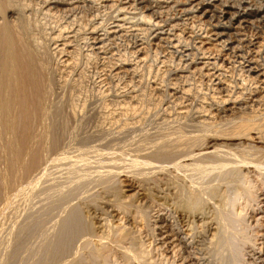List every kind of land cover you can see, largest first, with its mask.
I'll return each instance as SVG.
<instances>
[{"label":"bare ground","instance_id":"bare-ground-1","mask_svg":"<svg viewBox=\"0 0 264 264\" xmlns=\"http://www.w3.org/2000/svg\"><path fill=\"white\" fill-rule=\"evenodd\" d=\"M76 1L77 0H43L41 1L43 2L42 6L44 5L48 8L44 9L42 12L45 13L44 15H53L56 12L54 8H59V6H61L62 8L59 9V11H63H61V14L68 15V18H70L75 14V6L73 5ZM102 1L109 3L112 0ZM155 1L156 0H153V2ZM139 2L142 1L139 0ZM173 2L177 4L181 2L178 4L180 10L185 13L184 15L188 14L191 18L197 20L196 23L198 27H200V31L194 32L190 29L192 30L191 34L189 32L190 36L185 37L184 41H182L183 37H180L181 41H178L180 39L176 35L175 36L178 38L177 41H167V37H162L161 34L163 33L160 31L154 34L152 32L153 35L150 33L156 30H152L154 27H158L156 22L157 19L154 20L150 13H141V11L138 17L140 22L138 21L139 24H137L138 27L135 28V31L137 30L141 33L142 38L141 35L140 37L137 36L139 37L138 39L141 38V42L135 44L136 49L134 48L132 52V56L133 54L135 56V62L133 64L125 62L127 56L123 53L118 56L120 57L119 62L111 66L113 74L118 76L119 74H127L134 68L140 67L139 63L142 61H144L143 64H145V62H147L145 61L147 57L144 60L143 53L145 46L143 43L154 39L159 40L155 42V48L157 47V49H160L158 48L161 47L160 44L165 42L170 45L165 47L169 50L167 52H174L173 55L178 52L179 61L175 63L179 64V66L168 68V72L165 69L173 80V88L170 87L168 94L172 97L177 96L172 99H174L173 101H178V103L172 101L174 105L170 103L168 105L171 106L168 107L166 105L167 107L165 106L162 109L163 101L160 100L161 102L158 101V103H156L153 109H156L157 115L163 111V113L169 115L170 119H163V121L158 124L160 128L164 129L163 131L167 130L164 132L165 134H162L163 131L161 132L157 127L159 135L157 134L158 136L154 138V141L147 140L149 136L145 137L146 141L142 139L144 142L149 141V143L145 144L151 146L145 145V147L143 145L138 146L140 144L135 143V138L126 139L124 137L120 138L121 136L115 137L116 132L113 131L115 128H105L103 124L110 123V127L116 124L119 130L117 134L127 132L129 130L128 128L131 127L129 125V127L126 128V125H128L127 121L130 119L129 116H135V114H137L135 117L139 118L141 114L144 115V102L146 101L144 95L146 96L148 92L146 94L142 92L139 95L130 96V100L136 98V105L131 104L135 102L133 100V102H123L121 103L122 105L120 103L119 105L115 103L117 105L116 108L112 105V107L102 105L104 110L103 108L101 109L102 111L98 110V117L96 116L94 125V128L97 129V132H99L102 137L100 136V138L98 133L97 135L94 132H92V134L88 132V134H84L82 137L79 136V138L81 137L80 139L77 138L75 133L77 134V129L82 127L87 117L81 116L80 113L82 110L80 108L78 109L81 111L79 110L80 113H78L77 106H80L74 104V99H72L71 94H69V101L66 99L67 95L66 97L64 96L67 102H64V100L59 101V99L54 101L59 97H54L53 100H51L55 91L51 83V78L55 70L52 72V69L49 68V56L57 52L64 57L60 59V62L69 64L68 60L72 58L73 53H78L79 57V50L78 52L75 51L77 47L74 48L75 46H71L73 44H70V36H65V31L62 29L57 30L59 32L56 34L54 33L52 36L51 34H47L48 40L46 37L43 38L42 32H37L40 25L38 26L35 24L38 28H33V30H37L36 32L39 34L35 35V32H32L31 28L35 23L34 21L32 25L33 21L30 19L33 10H35L31 5L33 0L32 2L28 0H0V190H6L8 187L9 190L11 189L10 193L7 191L9 197L4 193L5 198H3V206L0 208V264H93L96 261L95 258H99L97 261H100L101 258H103V256L101 258L99 257L103 254V248L99 246L95 248L92 243L94 240L93 238L97 235L94 233V225L91 219L85 214L82 207L83 204H97V198L99 196L97 195L98 193H95L96 189L94 185L96 184L95 187L99 185V188L101 190L103 189L102 191L104 193L111 196V198L107 200L104 199L103 204L112 208L113 212L117 208L121 213L123 211L124 213H129L131 208L134 207L137 214L135 215L136 212H134L133 215L136 217L139 214L138 216L144 221V219L147 220L146 216H148V214L142 212L144 209H142L143 206H141L142 202L141 204L139 203L141 199H139V196L140 194H145L142 197L144 198L147 194L145 188L140 184H144L145 180L148 181V179H151L155 172L157 183L165 185L167 189V192L165 191L166 193L164 192L161 197L164 205H168V201H171L172 203L169 205L170 207L172 206L171 208H173V211H177L178 207L181 206L184 212H191V214L193 211L205 215L207 213L210 216L209 218L214 221L211 222L215 225V227L213 226L215 232L213 231L214 234L212 232L209 233L213 234L215 238L210 234L211 237L209 236V239L213 238V240H210L212 241L210 244L213 245L212 250L216 253H214L215 255H213V257H216L218 263L220 262L219 264L243 263L239 262L240 260L243 261V255L241 256V250L239 249L242 248L240 244L241 240L244 246L248 243V245L252 244V247L247 245L248 248L252 249L253 245H255V239L258 235L260 236V233L257 232L259 234H257L256 238H254L256 235H253L254 240L251 239L252 237L245 235V230L248 229L250 230H248V233L251 235L250 232H252L254 226L250 229L249 224V227L246 229L248 225V221L246 222L247 217H245L244 213V216H242L240 213L241 210L240 212H238L237 209L235 210L234 202H230L234 197V193H230V190L229 193H227L225 189L220 191L219 186L227 179H233L232 181H236V184L237 182L241 184V182L248 177V172L246 171L247 169L250 170V168L254 169L256 172L258 171L257 173L263 176L261 181L264 180V0H174ZM132 3L135 5L133 0ZM120 4H124L123 7H119L120 11L127 9L128 6L125 7V1L119 0V5ZM49 5H54V7L52 6L53 9ZM13 14L17 15L15 20H11ZM76 17L77 16L74 18ZM122 19V17L118 19L117 23L108 27L107 31L104 30L105 35L114 37L112 40H107V37L106 41H104V38L94 37V34H96L94 29L96 27L93 29V27L90 26L91 24L87 23L90 24V27L85 30L86 32L84 34H87L88 38L93 40L89 41L92 43V52L94 50L95 52H97V50L102 52L103 49H106L108 42H113L116 38H121L123 36L125 28L119 23ZM130 28L134 27L130 26ZM76 33L72 38L75 37ZM40 34L42 37L39 36ZM163 38L167 40L161 41ZM45 39L47 40L46 42ZM57 40H62V42L56 45L54 42ZM52 43L53 45L55 44V46H53L54 48L51 46ZM110 46L111 45H109V47ZM52 49L55 50V52L51 53ZM147 49L150 51L148 45ZM127 52L128 51H126V53ZM89 54L91 53H88V55ZM161 62L163 61L161 60ZM64 67L69 66L67 65ZM234 69L240 71V74L236 72L238 76L240 75V85H238L237 80H230V78H227V74H231V71L234 72ZM166 72L165 74H167ZM237 75L236 77L238 79L239 77ZM194 76L202 80H207V82L209 81L211 84L209 83L210 87H208L210 88L209 97H206L209 101L204 99L206 104L203 106L202 104L199 105L201 110L196 112V114L198 113L197 117L195 115V118L192 119L193 116L190 118L191 124H193L192 127L194 126V130L190 132H196V134L193 133V135H189L184 129L185 127L189 128L191 125L190 122L188 121V126H185V121L184 123L182 122L183 124H177V122L179 123V121H181L180 119H186V117H189L192 113V107L190 106L193 105L189 98L192 89L188 87L189 85L186 86L187 82L185 84L180 83L185 82L189 78H195ZM177 88L180 89L178 90ZM178 93L179 95H177ZM184 102L187 104L179 106ZM189 103H191V105ZM78 115H80L78 121H74L76 117L78 118ZM170 115L171 117L173 116V118H171ZM73 117V121L75 122L74 127H72V131L68 133L70 128L68 127L70 124L69 121H71ZM92 119L94 120V118ZM175 123L177 126L173 127L172 125H175ZM124 128H126L127 131ZM171 129L176 132L174 131V133ZM169 130H171V132H169ZM68 135L71 137L70 141L75 145L74 152L63 149V147H66L63 143H65L64 141L67 139ZM110 135H112V137H110ZM97 136L100 140L103 138V140H101L103 143H101V141L98 142L99 144L94 142L95 145L92 146L91 142H93ZM76 138L78 140L73 142ZM152 138L153 137L150 139ZM70 141L68 143L72 144ZM97 141L99 140L96 139V142ZM139 141L141 142V140ZM133 144L139 147H134L135 149L129 148L131 150L134 149L135 152L141 151L142 149H140V147H145L148 151L141 157H135L129 160L125 159L126 161H123L125 157L123 158L122 156L126 154L123 153V150L124 152L127 151H125L124 148L126 146H132ZM145 148L143 149L145 150ZM105 150L107 152L110 151V154H107ZM117 150L119 151L118 153L116 152ZM90 156L93 158L95 166H92L93 162L92 165H90ZM120 159L122 161L121 163L115 161ZM39 167L41 169L38 171ZM116 168L118 171H116ZM53 169H60V171H58L59 173L56 171L59 175L57 174V176H55L56 172L52 171ZM61 170H63L64 173ZM60 172H62L61 175ZM180 172L184 173H182L183 176L186 175V177H189L188 179H191V181H189L192 182V184L195 182V184L198 183L200 186L198 185V187H195L196 184L192 187L189 182L190 187H192L190 188L187 182V187H185V183L182 184L180 182ZM150 173L153 174L151 175ZM120 176H123L124 179L120 180ZM149 176L152 177L149 178ZM24 179H29V181L25 180L26 182L24 181L25 185L23 184V186L22 182ZM122 181L126 183L122 184ZM232 181H230L231 183L228 182L229 186L232 185ZM211 182H213V184ZM204 183H206L205 186ZM90 185H93L91 188L95 192L91 189L88 190ZM6 186L7 188H5ZM171 186L174 191H171ZM239 187H241V185ZM141 190L143 193H140ZM241 190L244 191L245 189ZM88 191L92 192L89 193ZM129 192L131 193L129 194ZM244 193V196L247 195L248 199H251L254 196L253 194H256L250 190H245ZM81 196H83V198ZM257 196L258 194L253 198L256 200ZM174 197L178 198V200L177 198L175 199V202L172 200ZM16 198L22 199V201L19 199L21 204L24 201V205L22 204L23 207H20L19 203L17 204L19 200ZM77 198H81V201L71 204L74 200L77 201ZM125 198H128V200ZM34 199L36 203H34ZM250 204L255 206L256 202L255 204L252 202ZM258 204H260V202ZM261 205L262 204L259 206ZM204 207H206L208 211ZM260 208L262 210V207ZM257 209H259L258 206ZM109 210L107 212H109ZM140 211L142 213H140ZM107 212L106 214H108ZM115 213L117 214L118 212ZM7 214H10L8 218H6L8 216ZM22 214H24L23 220L20 218ZM5 215L7 216L5 217ZM247 215L248 214H246V216ZM260 216L257 218L260 219ZM148 218V220H150L149 216ZM253 219H256V217ZM259 219L257 220L259 223L256 221L254 224H251H260L261 221H259ZM110 229L112 230L111 227ZM161 231L162 229H160V232ZM164 231H162V233ZM240 232H244V234ZM26 235L29 236V240L27 237L25 243L23 242V238ZM126 235H124V237ZM242 235L245 236L240 239ZM101 236H97L100 241ZM102 239L103 242L106 241L104 237H102ZM121 239V237L113 238V240L110 241L112 244L115 243L116 247H123ZM232 239H236V241ZM237 239L240 240V242H237ZM226 240L228 241L225 243ZM230 240L232 244H228ZM111 242L110 245L112 246ZM233 242H235V244L238 243V245L240 244L239 247L236 245L237 247L228 250L227 248L234 246ZM259 242L260 241H258V243ZM258 243L256 245H258ZM133 247L135 248L134 243ZM140 247L136 249L124 247L125 249L123 248V252L128 253L132 260L142 262V264H148L146 261V251L144 252ZM222 248L225 249L224 252L226 250L230 252L227 251V253L224 254ZM254 249L257 250L255 247ZM254 249H252V251ZM212 250L211 252H213ZM255 250L253 252H255ZM258 250L260 251L259 247ZM85 253L88 256L87 260L83 257ZM239 254L240 260L237 258ZM17 256L20 257L17 258ZM92 258L95 260L92 261L93 263L90 262ZM254 258L255 257H253V259ZM103 261L105 260L103 259Z\"/></svg>","mask_w":264,"mask_h":264},{"label":"rangeland","instance_id":"rangeland-1","mask_svg":"<svg viewBox=\"0 0 264 264\" xmlns=\"http://www.w3.org/2000/svg\"><path fill=\"white\" fill-rule=\"evenodd\" d=\"M28 1L32 2V0H28ZM41 1H43V0H33V3L31 4L33 6L32 8L36 10V11L33 10V14H32V16H30V19H32V21H33V22L31 21L32 25H33V23L35 21L34 25L31 28L32 32L34 31L35 33L34 32L33 33L35 35L39 34L40 32H42L43 33L42 34L43 38L44 37L47 38V34H51V36H52V35H54V33L56 34L57 32H59L57 30L62 29V30L65 31L64 32L65 36H70V39H69L71 41L70 44H73L71 46L72 47L75 46L74 48L77 47L75 49V51L78 52V50H79V57H78V53H75V54L73 53L72 58L71 59L69 58V60H68L69 64H66L65 62H60V59H63L64 57L61 54L57 53V52H56V54L53 53L54 55L51 54V56H49V66H50L49 68L52 69V72H53V70H55L54 71L55 73L52 74V78H51V83H52L53 89L55 90L54 91V95L51 98V100H53L54 97L55 98L59 97V98H56L54 101H57L59 99V101L60 100L61 101L64 100V102H67V101H69V94H71L72 95V99H74L73 100L74 104L75 105L78 104L80 106V107L77 106L78 113H80V111L82 110V112L80 113L81 116L82 115L84 117L86 116L87 119H88L87 120L85 118L86 122L83 123V125H82V127L80 129H77L78 130V131H76L77 134L75 133V135H77V138H79V136L82 137L84 134L85 135L88 134V132H90L89 134H92V132H94L96 134L98 133L99 137L101 136L100 133L97 132V129L94 128V125H95V122H96V116L99 113V111H102L101 110L102 108L104 110V107H103L104 105H107L109 107H112V106L114 107L115 106L114 108H116L117 105H119V103L121 104L123 102H128V101L133 102V101H135L136 98H133L132 99L133 101L130 100V98L132 96H135L137 94L139 95L142 92H143V94H146L148 92L146 94V96L144 95V97H146V101L144 102L145 106L143 104L144 110H145V112L143 114L145 116L142 115V114L140 116L138 114L139 118L135 117V116H137V114H135V116L134 115L129 116L130 119L127 121L128 125H126L127 126L126 128H128L129 125L131 127L128 128L129 129L128 131H127L126 128H124V129H126L127 132H123L122 134L118 133L119 134L118 135L117 131H119V130H118V127H117L116 124H113L111 127L109 125L110 123H107L108 125L107 124H103V125L105 126V128H112V129L115 128L113 130V131L116 132V136L115 137H120L121 136L120 138L124 137L126 139L135 138L134 139V140H136L135 143L136 144H140L138 146H142V145L145 146L146 145L145 143H149V141H147V142L143 141V140L146 141V138H145L146 136H149L150 138L153 137L152 139L147 137V140L154 141L155 140L154 138L159 135L158 128L160 129L161 132L164 130V129L160 128L159 127L160 125H158V124H160L163 121V119H166V118L170 119L169 115H166L165 113H163V111H161V113L157 115L156 109H153L154 106H156V103H158V101H160V100L163 101L162 102V107H161V103H160L161 109L164 108L166 105L168 107L171 106V105H168L170 103H172V105H174L173 102H177L178 103V101H173L174 99H172V98L177 97V96L172 97L171 95L168 94V90L170 89V87L173 88V85H172L173 80H172V77L169 75V73H167L168 72V68L170 69V68H173V66H174V68L176 66L177 67L179 66V64L175 63V62L179 61L178 60V55H177L178 52H176L174 55H173L174 52H167L169 50L166 49L165 47H167L169 44H167L165 42L161 43L163 46L160 44L161 47H158L160 49H157V47L155 48V46H156L155 42L159 41V40L158 39H154L152 41H146L145 43H143V45L145 46V49H144V53L145 54L143 53V55H144L143 57H144V60L147 57L146 58L147 60H145L147 62H145V64H143L144 61L140 62L139 63L140 67L134 68L136 70L133 69V70L129 71L127 74H119L117 76L116 74H113L111 66H112V64L119 62L120 57H118V56H120L123 53L126 54V56H127L126 57L127 60H125L124 57L122 56V58L125 60V62H130L129 64H133L135 62V56H134V54L132 56V52L134 51V48L136 49V45L135 44L141 42L140 39L142 38V34L139 33L137 30L135 31V28L138 27L137 24H139L138 23V21H139L138 17L140 15L141 11H142L141 13H143V12L144 13L147 12L146 14L150 13V15H152L154 20L157 19L156 22H157L158 25L157 24L156 25L158 27L157 28L154 27L152 30H155V29L156 30L155 31H151L150 33L152 34V32H153V34H154V33L158 32V31H160V32L163 33V34H161L162 37H164V38L167 37V39H168V40L166 39L167 41H177L178 40L177 37H179V39H180L178 41H181L182 37H183L182 41H184L185 37H189L190 36L192 30L194 32L200 31L199 30L200 27H198V25L196 23L197 20L194 19V18H191V16L188 15V14L184 15L185 13L182 12L180 10V7L178 6V4L181 3V2H178V4H177V3L173 2L174 0H172V1L171 0H158V1L156 0L155 2H153V0L152 1L151 0H140L142 2H139V0H133L135 5L132 3V0H123V2L125 1V3H126L125 7L128 6L127 9H125L124 11H120V9H119V7L121 8V7L124 6V4H122V5L120 4L119 5V0H112L109 3L104 2L102 0H77L76 3L73 5V6H75V14L76 15L74 14V16H71L72 18L71 17L68 18V15L66 16V15L61 14L62 10L59 11V9L62 8L61 6H59V8L58 7L54 8L55 9L54 11H56V12L53 15H44L45 13L42 12V11L44 9L48 8V7H46L44 5L42 6L43 2H41ZM186 2H188V1H186ZM173 3L175 4V6H174ZM76 5H77L78 8L76 7ZM49 6H51V5H49ZM52 6L54 7V5H52ZM52 6H51V8L53 9ZM63 7H65V6H63ZM154 11H155V13H154ZM156 12H157V14H156ZM75 16H77V17L74 18ZM12 17H11V20H13V19L15 20L17 15L13 14ZM81 17H82V19H81ZM121 17L124 20L122 19L121 21H119V23H121L122 27L125 28L124 31H123V36L121 38L118 37L119 39L116 38V40H114L113 42L112 41L110 43L108 42L107 46H106V49L105 50L103 49L102 52L98 51V50H97V52H95V50H94L93 51L94 53H93L91 51L92 43L89 42L92 39L91 38L89 39L88 35L84 34L86 32L85 30L88 27H90V26H92L93 29H94V27H96L94 29V32H96V34H94V37L104 38V41H106L107 37H108L107 40H112L114 37L107 36V35H105L104 32L107 31L108 27H110L113 24H116L118 19H120ZM69 21L71 22V24H70ZM193 21H195V22H193ZM87 23H90L91 25L87 24ZM35 24L38 25V26L39 25L41 26V27L39 26L38 31L36 30L39 33H37L35 31V29L38 28V27L35 26ZM170 25H171V28H170ZM130 26L134 27V28H130ZM175 26H176L177 29L175 28ZM70 27H71V29H70ZM145 27H147V26H145ZM33 28H35V29L33 30ZM194 28H195V30H194ZM190 29H192V30H190ZM166 30L168 31V33H167ZM76 31H77V33H76ZM189 32H190V34H189ZM75 33H76L75 37L72 38ZM135 34H136V37H135ZM86 35H87V37H86ZM140 35H141V38L138 39L140 37ZM39 36H41V34ZM137 36H139V37H137ZM164 38L161 41H166ZM121 39H122V41H121ZM47 40H48V38H47ZM47 40L45 39V42ZM186 41H189V40H186ZM61 42H62V40H57L54 43L57 45V44H59ZM113 43H114V45H113ZM116 43H117V45H116ZM55 44L53 45V43H52L51 46L53 47V46H55ZM109 45H111V46L109 47ZM147 45H148V48H150V51H149V49H147ZM126 51H128V52L126 53ZM52 52H55V50L52 49L51 53ZM153 52H155V53H153ZM88 53H91V54L88 55ZM129 54H131V55H129ZM161 60L163 62H161ZM61 63H62V65H61ZM63 65L64 66L68 65L69 67H64ZM165 69L167 70V72H166ZM165 72L168 75L165 74ZM234 72H235V74H234ZM234 72L231 71V74L230 73L229 74L226 73L227 74V78L228 79L230 78V80L231 79L232 80L233 79L237 80L238 85H240V83H239V82H241L240 75L239 76L237 75V74H240V71H238L237 69H234ZM236 72H237V74H236ZM234 75H235V77H234ZM236 75L239 77L238 79H237ZM196 76H194L195 78H189L185 82L180 83V84H185L187 82L186 86L189 85L188 87H190V89H192L190 91L191 96L189 98L191 99V102H192L193 106H190V107H192V109H191L192 113L189 115V117H186V119H180L181 121H179V123L177 122V124H180L182 122L184 123V121L186 122V123H184V124H186L185 126H188L187 124L189 122L191 124V120H190L191 116H193L192 119L195 118V115L197 117L198 113L196 114V112L201 110L200 109L201 107L199 105H201V104H202V106L205 105L206 101L208 100L206 97H209V94H210V88H208V87H210V85H209L210 82L209 81L207 82V80H202L200 78H196ZM228 76H230V77H228ZM168 78H169V80H168ZM63 82H65L66 84L63 83ZM136 87H138V88H136ZM156 87H157V89H156ZM158 87H159V89H158ZM166 87H167V89H166ZM164 89H165L166 92L164 91ZM177 89L179 90L180 88H177ZM66 95H67V98H66L67 101L64 98V96L66 97ZM177 95H179V93ZM157 96H158V98H157ZM104 97H105V99H104ZM131 104L132 105H136L137 103L135 101V102H133ZM183 104L186 105L187 103L184 102V103H182L179 106H184ZM189 104L191 105V103H189ZM81 106L84 109H82ZM78 108H80L81 110L78 109ZM83 111H85V112H83ZM167 112H169V111H167ZM201 113H203V112H201ZM90 115L92 116V118H94V120L91 118ZM163 115H165L166 117L163 116ZM79 117H80V115H78V118L76 117L74 119V117H73L72 120L69 121V123H70L69 125L70 126L68 125V127H70L69 128L70 131L68 130V133H70L72 131V129H73L72 127H74V123H75L74 121H76V120L78 121ZM170 117H171V115H170ZM171 118H173V116ZM73 119H74V121H73ZM87 121H88V123H87ZM85 123H87V124H85ZM137 123H138V125H137ZM156 123H157V125H156ZM177 124L175 123V125L173 124L172 126L176 127ZM192 125L193 124H191L189 126V128L185 127V129H184V131L187 132L189 135L190 134L193 135V133L196 134V132H193V133L190 132L191 130L192 131L194 130L193 129L194 126L192 127ZM171 130H169V132H171ZM166 131L167 130L163 131L162 134H165L164 132H166ZM172 131L174 132L175 130H172ZM96 134H95V136H96ZM123 134H125V135H123ZM69 136L70 135H68V137L66 139L67 141L65 140L64 141L65 143H63L64 146H66L67 148L63 147V149L64 150L68 149L69 152H74L75 151L74 150V148H75L74 146L75 145H73V143L70 141L71 137H69ZM99 137L98 136L96 137V139L99 140V141L96 142V139H95V140H93V142H91L92 146H94L95 143L99 144L98 142L103 140V138L100 140V138L102 136L100 138ZM110 137H112V135H110ZM77 138L73 142H76L78 140ZM139 140H141V142ZM69 141L72 144H69L68 143ZM142 141H143L144 144L142 143ZM138 142H140V143H138ZM101 143H103V142L101 141ZM65 144H68L70 146L65 145ZM136 144H133L132 146H126L127 148L124 146L125 147L124 148L125 151L126 150L127 151L124 152V150L122 149L123 153H126V154H124L122 156L123 158L125 157L123 159V161L129 160V159H134L135 157H141V156L145 155V153L148 151V150H146L145 147L146 146H150L149 144H147L145 147H143V148H145V150L140 147V149H142L141 150L142 152L140 150L138 152L137 151L135 152L134 151V149H135L134 147H138V146H135ZM100 148H101V146H100ZM129 148H131V149L134 148V149L131 150ZM147 148H149V147H147ZM109 150H112V149H109ZM143 150H144V152H143ZM109 152H107V154H110ZM116 152L118 153L119 151L117 150ZM89 158H91V156ZM94 159H96V158H94ZM138 159H140V158H138ZM115 161H118L119 163L122 162L121 159L120 160H115ZM92 162H93V165H92ZM94 164H95L94 160H93V158H91V164L90 165L95 166ZM154 164H155V162H154ZM40 169L41 168L39 167L38 171ZM121 170H119V171H121ZM52 171H55V172L57 171L58 172V171H60V169L59 170H57V169L54 170L53 169ZM61 171L63 172V170H61ZM116 171H118L117 168H116ZM57 172H56L55 176H57V174L59 173V172L58 173ZM62 172H60V175L62 174ZM246 172H248V177L247 178L248 179L250 178L249 180L246 178V179H244L243 182L239 181V182H241V184L237 182V184H238L237 185L236 181L235 182L232 181L233 179H230V180L227 179L228 181L225 180V182L221 183V186H219V187H220V191H223L225 189V191L227 193H229V190H230V193H232V192L234 193V195H233L234 196L233 197L234 201H233V199H231L230 202H232V203L234 202L235 206L234 205H231V206H234L235 207L234 209L235 210L237 209L238 212H240V210H241L240 213L242 214V216H244V214H245V217H247L246 218L247 219L246 222L248 221V223H247L248 225H247L246 229L249 227V224H250V229L252 228V226H254L252 228L253 229L252 232H250L251 235H249V233H248L250 231L249 229H248L249 231L245 230L246 231L245 235L252 237L251 239L254 240L253 239V235H256V236H254V238H256L257 234L260 233V236L258 235V237L256 238L257 240L255 239L256 243H255V245H253V248H252V249H254V247L257 248V250L254 249L255 252H253L254 250L252 251L251 248L247 247V245L249 243L245 244V246H244V243H242V240H241L240 244L242 245L241 246L242 248H239V249L241 250V256L243 255V257H242L243 261L240 260L241 258H240V254H239L238 255L239 257L237 256V258H239V260H240L239 262H243L241 264H246L248 262H249L248 264H252V263L253 264H264V246H263V244H264V235H263L264 234V208H263V206H264L263 205L264 204V202H263L264 201V199H263L264 198V180L261 181V178H263V176H260L259 173H257L258 171L256 172L252 168H250V170L247 169ZM182 173L180 172V174H179V176L181 178L180 182L182 184L185 183L184 184L185 187H187V185H188V187H190L189 182L191 181V179H188L189 177H186V175L183 176ZM151 177L152 176H149V178H151ZM121 179H124V177L120 176V180ZM151 179H148V181L145 180V182L143 181L144 184H140V185L143 186V188H145L147 196L142 198L143 195H145V194H140L139 199L140 198L141 199L139 200V203L141 204V202H142V204H141V206H143L142 209H144V210L146 209L145 211L143 210L142 212L144 214L147 213L148 216L150 217V220H151V221L148 220L149 218H148V216H146L147 220L144 219L145 222L142 221V219L138 216L139 214L137 215L139 218L137 216L135 217L133 215L134 212H136V209L134 207L131 208V210H130L131 212L129 211V213H126V212L124 213L123 210H122L123 212L121 213V212H119V209H117V208L113 212L112 208H110L109 206H106L105 204H103V200L104 199L107 200V199L111 198V196L109 194H107V193H104L102 191L103 189L101 190L99 188V185H97V187H95L96 184L95 185L93 184L94 188L96 189V192L91 188V186L93 187V185H90V188L88 187L89 188L88 190L91 189L95 193H98L97 194L99 196L97 198L98 202L95 205L94 204L93 205L92 204H83L82 207H83V210H84L85 214L89 217V219H91L92 224L94 225V233L97 236L103 235V236H101V241L98 240L97 236H95L97 239L94 237L93 238L94 240H93L92 243L94 244L95 248L97 246L102 247L103 248V254H104V255L101 254L99 256L100 258L103 256V258H101L100 261H97V260H99V258L98 259L95 258L96 261L94 260V258H92L90 262L95 261L94 263L92 262L93 264H104L105 261H106L105 264L106 263H108V264H142V262H137L136 260H132L131 257L128 255V253L123 252L125 248H129V247L132 248L133 247V243H134L135 244V248L133 247L134 249H136L137 247L139 248L140 246H142L140 248L144 252L146 251V254H147L146 261L148 262V264H219L220 262L218 263V260L216 259V257L215 256L213 257V255H215L216 253H215L214 250H212V248H213L212 246L213 245L210 244V243H212V241H210V240H213V238H215L214 235H213L214 232H215V229H214L215 225L213 223L214 221L209 218L210 216L207 213L205 215V214H200L199 212L196 213V212L193 211V213L191 214V212H189V213L188 212H184V210L182 209L181 206H179L181 208L178 207L177 211H175V210L173 211L172 210L173 208H171L172 206L170 207V205H171L170 203H172L171 201H168L169 202L168 205H164V203L162 202L161 197L163 196L165 191L167 192V189H166L165 185H163L161 183L160 184L157 183V181H156V172L153 174V177ZM182 179H183V181H186V182H183ZM25 180L26 179H24L23 182ZM27 180L29 181V179H27ZM133 181H135V180H133ZM226 181H227V183L228 182L231 183L230 181H232V185L229 186V183L227 184ZM23 182H22V185L23 184L25 185V182L24 183ZM233 182H234V184H233ZM247 182H250V183H247ZM121 183L123 184V183H126V182L122 181ZM186 183H187V185H186ZM190 183H191L192 187L195 186L196 184L197 185L195 187H198V185L200 186V184H198V183L195 184V182H193V184H192V182H190ZM211 183L213 184V182H211ZM205 184L206 183H204V186H205ZM239 184L241 185V187H239L240 186ZM235 185H237V186H235ZM192 187H190V188H192ZM5 188H7V186ZM186 189H188V188H186ZM241 189L250 190V191H253L254 193L258 194L257 198L255 197L256 200L253 198L254 196H256V194H253L254 196L253 197L251 196L252 198L250 197L251 199H248L247 195L244 196L245 195V193H244L245 190L243 191ZM3 190L4 189H2V191ZM10 190H9V187L6 190H4L3 192L0 190V194H1L0 208H1V206H3V200H4L3 198H5L4 197V193H6V196L9 197V193L11 192ZM92 191H88V192L91 193ZM171 191H174V190H172V186H171ZM130 193L131 192H129V194ZM140 193H143V191L141 190ZM2 195H3V197H2ZM84 195H86V194H84ZM81 197L83 198V196H81ZM176 198L177 197H174L172 200H174V202H175ZM16 199L17 200L20 199L22 201L21 198H16ZM125 199L128 200V198H125ZM17 200H16V202H17ZM20 200L17 202V204L19 203V206L23 207L24 201L22 202V204H23L22 205L20 203ZM76 200L78 202L74 200L73 202H71V204H73L74 202L75 203H79L81 201V198H77ZM177 200H178V198H177ZM252 200H254V201H252ZM35 201L36 200L34 199V203H36ZM37 201H38V199H37ZM235 201H236V203H235ZM258 201L263 206L262 205L259 206L260 204H258L259 203ZM251 202L253 204H255V202H256L255 206L250 204ZM250 205H251V208H250ZM141 206H140V208H141ZM229 206H230V204H229ZM257 206L259 207V209H257ZM260 207H262V210H261ZM204 208L206 209V207H204ZM108 210H109V212H107ZM133 210H135V211H133ZM206 210L208 211V209H206ZM259 211H261V212H259ZM106 212L108 214H106ZM110 212H111V215H110ZM112 212H113V214H112ZM115 212H118V213L116 214ZM142 212L140 211V213H142ZM246 212H248V213H246ZM24 214H22V216L20 217L22 220H23ZM125 214H127V215H125ZM136 214H137V212L135 213V215ZM246 214H248V215L246 216ZM7 215H5V217L7 216L6 218H8L10 216V214H7ZM207 215H208V217H207ZM205 216H206L207 220L209 219L208 221L206 220ZM258 216H260V219L257 218ZM254 217H256V219H253ZM21 219H19V220H21ZM156 219H157V221H156ZM251 219H252L253 222L251 221ZM258 219H259V221L262 222L263 225L261 224V222H260L261 225L258 224L259 223L257 221ZM146 221H148V222H146ZM211 221H213V222H211ZM256 221L258 222L257 224L259 226L256 225V224L252 225ZM159 225H160V227H159ZM110 227L112 228V230L110 229ZM256 227H257V229H256ZM160 229H162V231L165 230L166 232L164 231L162 233V231L160 232ZM259 229H260V231H259ZM209 232H212L213 234H211ZM244 232H240V233L244 234ZM257 232H259V233H257ZM252 233H254V234H252ZM210 234L213 235L212 239H209L211 237ZM124 235H126V236L124 237ZM239 235H241V234H239ZM245 235H242V237L240 236L241 237L240 239L244 238L243 236H245ZM165 236H167V237H165ZM237 236H238V234H237ZM27 237H28V240H29V236L26 235L23 238L24 239L23 242L26 243L25 239ZM102 237H104L107 242L104 241L105 242L104 243L102 241L103 240ZM119 237L122 238L121 239V243H122L123 247H116L115 243H113L114 244V246H113V244H112V242L110 240H113V238H119ZM160 238L161 239L163 238V239L161 240ZM238 238H239V236H238ZM232 240H234V239H232ZM109 241L111 242L112 246L110 245ZM208 241H210V242H208ZM227 241L228 240H226L225 243ZM234 241H236V239ZM258 241H260V242L258 243ZM231 242L232 241L230 240L228 242V244H230ZM237 242H240V240H238ZM257 243H258V245H256ZM228 244H226V245H228ZM207 245H209V246H207ZM233 245L234 246H231L230 248H227V249L231 250V249H233V248H235L237 246L239 247L238 243L235 244V242H233ZM251 245H248V246L252 247ZM243 246L245 247V249H244ZM209 247H210V249H209ZM258 247H259L260 251L258 250ZM211 250L213 252H211ZM224 250L225 249H223V253L224 254L227 253L228 250H226L225 252H224ZM244 250H245V252L246 251L247 252L245 253ZM242 251L245 253V255H244V253ZM209 252H211L212 254L209 253ZM228 252H230V251H228ZM125 253H126V255H125ZM253 253H255V254H253ZM208 254H210V255H208ZM210 256L213 257V258H211ZM248 256H249V260H248ZM19 257L20 256H17V258H19ZM83 257H85L86 260L88 259V256H87L86 253L83 255ZM244 257L245 258L247 257L246 258L247 260ZM253 257H255V258L253 259ZM103 259L105 261H103ZM251 261H252V263H251Z\"/></svg>","mask_w":264,"mask_h":264}]
</instances>
